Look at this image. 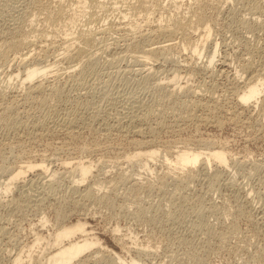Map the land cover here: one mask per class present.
I'll list each match as a JSON object with an SVG mask.
<instances>
[{"label":"rangeland","instance_id":"obj_1","mask_svg":"<svg viewBox=\"0 0 264 264\" xmlns=\"http://www.w3.org/2000/svg\"><path fill=\"white\" fill-rule=\"evenodd\" d=\"M73 1L74 0H72L71 3H73ZM158 1H161V0H157V3H158ZM186 1H189V0H182L181 1L182 3L180 2V11L181 12H184L187 10V5L185 3ZM227 1L228 2H225L224 0L223 1L222 0L221 1L215 0V1H213L211 8H209L210 10L208 9L209 17L211 18V21H212L211 25H213L212 30H211V42L213 41V43H215V42L219 43V45H220L219 48L220 49L222 48L221 50L219 49V51L216 55L217 59L215 58V61H216L215 66L216 67H214V65L212 66V69L215 68L217 70L216 71L214 69V71L216 72V73L214 72L216 74L215 75L216 77L211 76L212 74L214 75L213 72L209 71V73H208V70H206L205 68L203 69V67H204L203 65H205L207 63L205 55L207 54V51L209 50L208 47L210 46V44H208V46L207 45L205 46L206 48L204 50H206V51L203 53L204 55H202L201 58L194 56L193 55L194 53L192 52V50H189V48L188 49H182L181 47H178L177 48L178 50L175 48L171 51L170 54L174 53L175 55L173 54L172 57H175V56L176 57L174 59H168L169 61L167 59H165L166 61H163V59H162V61L161 60L157 61V62L155 61V63H157V64H154V66L152 68L153 69L152 72L154 71V68H155L156 71L154 73L158 75V76H156L154 74L155 77L158 78V80L161 79L166 83L173 76V73L176 70H179L178 67L180 65L182 66V68H183V65H185V64L191 66V67L188 66V70L181 68L180 73H181L182 78L180 79V83L181 84L183 83L184 86H186L188 84V87H190L189 85H191L190 89L191 88L193 89L196 86L198 87L201 84L202 89L203 90L205 89L204 90L205 92L203 91L201 93V94H203V97L207 98V99H211V101L213 100L212 102L210 101L211 106H214V104H216L218 101L219 102L216 104L217 106L222 107L224 105L223 107H225V105H226L227 107H225V108H227L228 110L233 109L232 111H236V108L238 106L239 110L237 108V111L240 112V109H241V112L239 113L236 111L238 113V116L236 115L235 117H233L234 119L233 118L231 119V120H233L232 122L229 119V118H231L229 115L228 116L224 115V116H226L225 118L222 117V123L223 124L221 123L220 125H223V126H220V127H218L219 124H215V123H212L210 121H208L209 123H207V121L206 122L203 121V122H205V124H203L200 121H199V124H198V121H196V123H195L194 119L190 120L191 118L190 119L188 118L189 119V121H188V120H186L187 118L183 119L182 116L180 117L178 114H175L177 112L165 111L163 109L165 107L160 106V104L157 103L158 101L155 100L154 95L151 94V91H150L149 93L142 94L143 97L142 96H140V97L142 99L146 97L145 103L147 106H150L151 108H153L155 105L157 107H159V106L162 107V114L160 113V110L159 111L157 110L154 112L155 114H153V116L150 117L153 119L149 118L148 119L149 122L146 120L147 122L145 121L146 123L145 122L143 123V128L145 126V128H144L145 135L144 134L137 135L135 132L133 133L132 128H130L133 125L129 124V123L126 124L127 122L122 115V113H123L122 111L125 110L124 104L126 105V102H128L127 100H129V98L132 95H134V93L138 94V95L141 94L142 83L140 81L141 78L140 77L137 78L138 76H136L132 72V68L136 69V67H138V66H136L137 62L135 61L134 57H132L135 55V53H133V49L131 47L125 46L126 43H124V42H122L124 44V47H123L122 46L123 44L121 43V41L118 40L119 38H121L122 36H125L126 34H125V32L117 31V33L113 32L112 36H109L110 34H108L107 38L105 37V40L103 41V43H102V41H101L102 44L99 43L102 45V46L100 45L101 47L99 46L98 43L91 45V47L88 46L89 48L87 47L88 51L92 52L90 54L94 55V57L92 56L93 59L94 60L97 59L98 62H97V74L92 75L93 77L89 76V78L87 79L86 87H84L85 89L81 88L79 86H76V85L72 86V84H69V82L66 83L65 80H67V78L66 79L64 78V76H66V75H64L59 80L60 83H57L59 81L54 82L56 85H58V84L64 85L65 83L67 84V86L65 85V87L68 88V89H66V92H68V93L62 97L63 102L67 106L68 105L74 106L77 104L78 105H85L87 103H89V105H92V108H94L96 106H98V107L101 106V107H99V109L102 110V112L100 114H101V116H103V118L102 117L101 118L102 119L105 118L108 121L104 119L105 122L102 120H99V121H95L94 123L92 122V124L91 123L83 124L84 126L82 125L83 126V127L81 126L82 128L76 127V128H78V129H76L77 130L76 133L79 131L78 132L79 135L77 133L76 134L77 136H75V137H77L76 139L73 136L71 137L70 135H68V133H66L65 130H63V129H61L62 131H59L60 129L56 128L57 130L52 131L51 129L54 128V127H52V125H48L50 127H47V126H40L39 127L36 125L34 127L33 126H31V127L30 126H28V127L24 126V128L21 125L22 128L19 126L15 130L12 129L11 131H9V130H5L4 128L6 125L1 123L2 130L0 128V146H1L0 147V154H1L0 161H2L5 156L6 157L2 162H0V164H2L4 162L2 165H4L5 167H7V165H8V169L9 168L11 169V167L14 168L16 165H18L20 163L19 160H21V161H33V160L34 161L35 160L40 161L41 159H45V160H47L45 162V165H47L48 167H51L53 169L55 168L57 170H60V169L63 170V168H64V170L66 171L65 164L63 163V160H65V159L68 162L69 161L70 162H76L79 160V158L80 159L83 158L85 161H92V162L94 161L95 162V163L93 162L95 165L94 169H96L94 174L99 175L98 176L99 179H100V177H102L103 179L107 178L105 181L109 182V183L107 182V184L103 183V185L106 184L107 186H109V187H107L106 185L103 186L104 191H107V190L110 191V189L112 187H115V190H118L117 192L115 191L117 198L118 199L121 198V199L115 200L116 195L112 194L111 195L113 197L112 200L115 197V199L113 200V205H112L113 208L111 206H107L105 204L101 205V203L98 204L100 206L94 205V203L91 204V202H90V206H91L90 207L89 202H87V203L85 201L81 202L83 200L78 201L79 200V195H78L79 193H75V192L71 191V188H70L71 178H68L70 176V175H68V177H66L68 180L65 177L58 178L56 176L57 178L55 177L54 179H57V182H58V179H59V181L62 180L60 183L54 182V185L56 186L55 188L57 190L54 189L55 192L53 194H51V196H50V193H47V194H49V196L46 194L45 197H47V196L48 197L47 198L44 197L43 198L44 200L42 202H39L41 206L40 205L37 206L38 203L34 202V201L38 200V199L34 200V198H37V197L33 198V200H34L33 202H31L32 201L31 199H30L31 201L29 199H27L26 196L24 197V195L26 194L25 190H24L25 188L21 189L20 186L15 187V188H13V190L6 193L4 184L7 181V179L5 180V176H4L5 174L2 173V171H1L0 174L1 173L2 174L0 175V202H1L0 203V229L1 228L2 229L0 230V264H14L13 258H15V255L17 256L18 254L19 255L22 254V256L24 255L23 257L26 260L24 264H27V263L39 264V261H42V260H43L42 262H45L44 261L45 260L44 255L50 251L49 250L50 246L48 245V242L49 241L51 243L53 242L52 239H53L55 233L57 232V230L59 228V224L56 220V211L58 209V206L62 205V203L64 205L65 204L67 205V206L65 205L64 208L69 210V212L72 209V211L69 213L68 218L65 221V224L67 223L69 226H76L77 223H79V222L87 223L86 226H87V229L89 230V232L91 234L90 237L98 240L104 247L109 248L110 250H112L115 253L122 256L124 259H130L131 257H136L138 254L136 252L134 253L133 250H132L133 252L123 250V248H122L123 246H122L121 242H119V240H118L120 237H125L124 239H125V241L126 240L128 241L127 245L129 247L131 246V247H134L136 249V247L138 246L137 248L143 247V248L148 249L149 256H144L145 258L141 257V259H143V260L146 259L145 261L150 263V264H154V263L155 264H158V263L159 264H167V263L168 264H174V263L175 264H264V133H263L264 128L260 125L261 123H259L260 122L259 121L260 116L258 113V112L262 111V109H263L262 106L264 103L263 102H262L263 104L261 102H260V104L258 103V105H257L258 107H256L257 109L256 108L253 110L248 109L249 111L246 108H245V110H244V108H240V106L237 105V103H234V102H236V99L234 96H232V95H234V94H232V93H234V91H233V86H231L232 82H233V84L235 82L234 81L235 78H233L232 76H234L236 73V67L238 66L237 64L239 63L238 61H240L242 59V57L244 56L243 51H245V49L243 46L241 47L240 44H242V42H245V43L248 42L249 45H251L252 43L250 44V42L254 41L252 45H255L256 42L258 44L259 43L262 44V42L264 41V32H262V31H264V26H263L264 17L262 19L259 18L260 19L259 20L258 16L256 18V15H253V13H252L253 11H255V10H253L255 4H257L258 2L260 4H262L263 0H261L262 2L260 0L259 1L258 0H244V1L227 0ZM17 2H19V3H17ZM22 2H23V4H21ZM68 2L65 1V3H68ZM138 2L139 3L144 2L147 5V7L150 6L151 8L153 6H157L155 3V0H122V2L118 3L116 6L111 5V6L100 7V8L92 7L88 4L76 3V4H71L69 6V8L71 7V9L74 10V13L78 10V13H79L78 16L74 17V14H71V17L66 16L62 19V21H56V20H55L56 22L52 21L54 23L46 21V22H48V23H46L45 22L46 19L43 18V17H45V15H43L42 13H37L39 8H37L38 4H37L36 0H18V1L17 0H15V1L14 0H12V1L11 0H0V35H1L0 38L2 40V41L1 40L0 41L1 42H3V40L5 41V36L9 37V38L7 37L6 40L10 39L12 37L11 35L14 34V33H12V31L14 30L15 25L16 26L19 25V27H20V25L24 26L26 23L28 24L29 22H33L34 27H36L35 31L39 32L38 34L40 35L39 36L37 34V32H34L33 33L34 38H38V40L39 39L42 40L40 38V37H42V34H43L42 32L45 33L46 32L45 30H47L48 33L47 32L46 33L48 35L45 33L47 36L45 34H43L44 35L43 37H45V38L47 37V39L49 41H53V42L56 41V44L57 43L59 44L60 42L63 41V39L67 38V36H65L66 33L69 34L75 29H76L75 31L77 32V30H78L77 25H79V24L82 25L83 23L87 24L90 21L89 16L86 14L84 15V12L85 11L89 12L92 10L98 12V16L96 18L97 21H94L91 24H90L91 21L88 23L93 28H96V27L97 28L98 27L99 28H101V27L102 28L103 27L104 28L105 27H116L117 26L116 24L120 23V22L125 23L130 27L131 24L134 22L133 23L134 26H139V27H137V29H139V30H140V28L144 29V27H140V26H144V24H145L143 22V19L146 16H149L150 18H152V21L154 19L157 20V19H159L160 11H162V10L161 9H154V7H153V9L148 11L149 13L146 16H144V14L142 13L143 10L138 11L137 9H135V6H136V4H138ZM223 2H225V3H223ZM34 4H36L37 6ZM55 4L57 5V3H53V5H55ZM77 4H79V6H77ZM187 4H188V2H187ZM168 5H170V0H165L163 7L168 9ZM16 6H17V8H16ZM33 6H35L38 10L36 8H34ZM262 6H264V3L262 4ZM147 7H146V9L148 10L149 7L148 8ZM181 8L183 9V11ZM19 9H21V10L19 11ZM33 9H34L35 13H34ZM146 9H144L143 12H145ZM24 10H25V12H24ZM32 11H33V13H32ZM150 12H152V14H150ZM153 12H155V13H153ZM40 14H41V16H40ZM125 14H129L126 19L123 18V16H125ZM29 15H30V17H28ZM32 15H36V16H32ZM157 15H158V17H156ZM31 18L33 20H31ZM134 19H136V20H134ZM241 19H245V20L241 21ZM41 20L44 22H42ZM245 21H247L246 24H245ZM248 21L251 24L249 23V26H246V25H248ZM253 21L255 23H253ZM260 21H261V23H260L261 26L258 24ZM55 23H56V25L58 24L57 25L58 30H56ZM49 24H51V25H49ZM52 24L55 25V28L52 26ZM28 25H26V26H28ZM253 25L256 28H253V30H252L251 26H253ZM26 26H25L26 31H28V29L30 27L27 28ZM43 26H44V28L46 26V28L45 29L42 28ZM244 27H245V29H244ZM47 28H52V29H50V31H49ZM40 31H42V32H40ZM201 34H202V32H201ZM153 35L149 39L151 41L149 43L156 42L160 38L159 36L155 37L156 35H154V36ZM191 36H192V34L189 35V38H191L189 41L191 42V40L193 41L195 39L194 40V42H195L197 38L195 36H193V38H192ZM249 36L252 38H250ZM113 37L115 39H112ZM166 38H168V37H166ZM175 38L176 39L178 38L177 39L178 41H180L179 39H181V38H179V36H177ZM162 39L163 38H161V40ZM176 39H174V42L177 41ZM245 39H247V40H245ZM149 40H147V43H146V41H143V44L146 47L149 44L148 43ZM105 41L107 42V44L105 43ZM39 44L41 46H44V45H46V42L42 41ZM47 44H48V42H47ZM108 44L110 47H105V45H108ZM120 44H121V46H119ZM261 44H259V45H261ZM94 45H98L99 48H97L98 46H94ZM178 45H180V44H178ZM238 45L240 46V48ZM51 46H53V45L50 44L49 47L51 48ZM231 46H232V48H231ZM37 47H34L35 48L34 49L32 46V48L30 47V49H32L33 51L35 50V52H37V53L40 52L41 53V54L39 53L40 55H44L46 52V51L44 52V48H43V50H42V48L40 50V46H37ZM102 47L103 48L105 47L108 49H103ZM111 48H113L114 50ZM128 48H129V50H128ZM37 49L39 52L36 51ZM58 49H61V47L59 46ZM90 49L91 50L93 49V50L90 51ZM98 49H100V50H98ZM130 49H132V51ZM233 49H234V51H233ZM26 50L28 51V49H26ZM26 50H24V52H27ZM53 50L54 49H51L47 52L49 54L46 55V59H45V56L44 57L39 56V58H41V61H40V59H39V61L42 62V64L44 63L43 65L52 63L56 59L60 58L61 50H58L59 52H57L55 50L53 51ZM102 50H103V52H102ZM105 50H107V51L104 52ZM112 50H113V53H112ZM240 51H242L243 53ZM180 52H181L182 56L180 55ZM58 53L60 55L59 57H58ZM99 53H100V56H99ZM177 53H179V55ZM237 53H239V54H237ZM187 56H189V58ZM190 56H191V58H190ZM244 57H246V56H244ZM43 58H44V60H43ZM193 58L197 59V67L200 63V66H199L200 68L194 67V68H197V71H195V73H196L195 76H193L189 72L190 70H192V68L194 66L195 59L193 61ZM227 58H228V61L231 62L230 63L231 65H227L228 61L226 62V65L222 64L223 60L224 59L227 60ZM220 59L221 60L223 59L222 62ZM133 60H134V62H133ZM185 60L186 61L188 60V62L189 61L190 62L188 63ZM203 61L206 63H204ZM263 62H264V59H263ZM61 64H63V65L61 66ZM64 65H68V64H66L64 62L60 63L59 67L60 68L66 67ZM11 66H13V65H10L8 67L6 66L5 67L6 69L3 68L5 72L1 71L2 68L0 67V72H2L0 74V81L2 80L1 81L2 85L6 84V80L8 81V78H9V73L11 71H14V68H16L15 66H13V67H11ZM148 67H149V65H148ZM222 67L224 69V71H223L224 73L221 72ZM201 69H203V70H201ZM228 69H229V71H228ZM162 70L164 73H161ZM219 72H221V73H219ZM225 72H227V73H225ZM207 73H208V76H207ZM188 74H190V75H188ZM165 75H166V77H165ZM245 77L246 76L244 75L243 78H245ZM226 79H227V81H226ZM3 80L5 82H3ZM203 80H205V82ZM89 82H90V84H89ZM203 83H204V85H203ZM70 85L72 88L70 87ZM87 85L89 87H87ZM214 85H215V87H213ZM203 86L204 87L206 86V87L203 88ZM197 87L195 89L198 91ZM213 88H215V90ZM220 88H221V90H220ZM20 90H22V89H20ZM69 90H70V92H69ZM206 90H207V92H209L212 95V97L209 93L206 92ZM214 92H216V93L214 94ZM179 93H182V92L180 91ZM213 94H214V96H213ZM182 95L183 94H181V96H178V98L182 99ZM209 95L211 98L208 97ZM117 96H118V98H117ZM127 96H129V97H127ZM215 97H218V99H220V100H218ZM226 97H227L228 102H226L227 101ZM229 97H230V99H229ZM232 97L234 98V100ZM115 98H116V100H115ZM147 99L149 100L148 102H147ZM263 99H264V97H263ZM124 100H125V102H124ZM232 101H234V102H232ZM259 101H262V100H259ZM149 102H151V103H149ZM220 104H222V105H220ZM230 104L233 107H230ZM156 106L154 107V109H157ZM228 107H230L231 109H229ZM19 108L22 109L21 107H19ZM104 109H105V111L107 110L110 115L107 113V111L105 112ZM119 109H120V111H119ZM243 110L246 112H244ZM258 110H260V111H258ZM20 111L23 112V109ZM158 112H159V117H160L159 119H161V120L163 119V116L166 114L165 115L166 121L162 122V123H164V122L165 123L162 124L161 129L157 130V131L160 130L158 133L157 132H156V134H152L151 132L149 133L148 131L151 129V125L153 124L152 126H155V124L157 123V120H158L157 113ZM164 112H167V113H164ZM198 112H200L199 114H201V113H204L205 110L198 111ZM206 112L208 113V111H206ZM247 112H248V114L250 113L252 116H250V114L248 115ZM111 113L114 116H112ZM241 113H243V114H241ZM240 114H241V116H240ZM174 115H176L175 118H174ZM243 115H244V117H243ZM116 116L118 117V120H117ZM257 116H259V118H257ZM176 117L179 120H177ZM237 117H239L240 119L238 118L235 120V118H237ZM223 119L224 120L226 119V120L224 121ZM175 120H177L178 122L182 120L183 122L181 121L178 123L176 121V123H174ZM237 120L238 121L240 120V121L238 122ZM241 120L244 122H242ZM246 120H248V121H246ZM255 120L257 123L255 122ZM184 121H186V122L188 121V122L186 123ZM224 122H225V124H224ZM242 123H244V124H242ZM196 124H198V125H196ZM37 125H39V124H37ZM100 125H101V127H100ZM184 125H186V127ZM148 126L150 129L148 128ZM187 127H188V129H187ZM257 127L258 128L260 127L259 130ZM28 128L29 129L31 128L33 131L29 130ZM105 128L107 129V131H105L106 130ZM171 128H173V129H171ZM175 128H177V129L175 130ZM26 129H28V130H26ZM79 129H81V130H79ZM199 129H200V131H199ZM108 130H110L111 132H109ZM5 131H6V133H4ZM36 131L39 133H37ZM127 131H129V132H127ZM164 131H165V133H164ZM21 132H23L24 134ZM28 132H29V134H28ZM9 133H11V134H9ZM105 133L107 136L105 135ZM111 133H113V134H111ZM125 133H127V134H125ZM40 134H41V136H40ZM80 134H82V135H80ZM155 135H157V137ZM4 136H5V138H3ZM110 137L112 138V140ZM9 138H10V140H9ZM105 138H107V139H105ZM137 138L139 140L142 139V140H146V141L152 139L155 144L158 143L159 145L162 144L163 146H166L168 144L167 147L169 146V148H172L173 150H177V148L178 149L181 148L182 146L186 145L187 142H189L190 140L192 142V144L189 142L191 144V147H192V145L193 146L197 145L198 144L197 140H199L201 138H202L201 139L202 142L206 140L205 143H208L209 141L212 140L211 142H209V144L215 143V144H217L216 147L217 146L218 147L219 146L225 147V142H226L227 147H225V148L230 153L229 156L231 159L229 160V162L227 163V166L225 168H223V169L220 168V170L219 171L217 170V172L211 171L210 173L206 174L205 172H203L202 170H198L199 168H197L196 171L198 170L199 172L197 171V174L195 173L196 175L195 176L193 175L194 178H192V176H191L192 179H190L189 177H186L185 179H183L184 177H182V176H184V174H182V173H179L180 175L179 174H176V175L171 174L169 176L170 171L169 170H168L169 172L167 171L168 168H167L166 164H164L163 159H161V158L157 159L156 162L154 161L152 163L153 171L145 170L144 168L141 167V165H139V163L138 164H132V166H131V164L125 162L123 155H125V152L128 153V152L133 151V149H135L136 146L134 145L133 141L138 140ZM19 139H21V140H19ZM45 139H47V140H45ZM154 139L156 140V142ZM208 139H210V140H208ZM22 140H23V142H22ZM170 140H171V143H170ZM192 140H194V142ZM201 140L199 142H201ZM3 141H4V143H3ZM20 141L24 144V145L23 144L22 145H23V148L25 150L21 147ZM162 141H163V143H161ZM18 142L20 144L17 145ZM108 142H110V143H108ZM184 142H186V144ZM88 143L91 144V146ZM97 143L100 144L101 147L100 148L95 147V150L92 151V149H94L95 144H96V146H99ZM13 144H15V146H17V147L20 146L19 147L20 150L17 149V147L15 149V146H13ZM48 144H49V146H48ZM93 144H94V146L92 147ZM108 144H109V146H108ZM173 144L175 145V148H173L174 147ZM215 144H214V146H215ZM10 145L13 147H10ZM83 145H84V147L86 146L89 148H86V147L83 148ZM132 145H134L135 147ZM162 145L160 147H163ZM39 146H41V147H39ZM106 146H107V148H106ZM70 147H72V148H70ZM90 147H92L91 152H90ZM76 148H78L80 152ZM104 148L111 149V150L107 151ZM55 149L56 150L58 149L59 151L58 150L56 151ZM85 149L86 150L88 149V150L85 151ZM70 150H71V152H70ZM49 151L51 154L49 153ZM55 151H56V153H55ZM76 151H78V152H76ZM87 152H88V154H87ZM3 153H4V156L2 155ZM12 153H13V155H12ZM23 153L25 154V156ZM28 153H29V155H28ZM44 153H47V154H44ZM40 155H42V156H40ZM55 156H56V158H55ZM50 157H52V158H50ZM101 157H102V161H101ZM107 158H109V159H107ZM120 158L123 161H119ZM6 159H8V160L6 161ZM103 159L108 161L107 162L108 165H104L105 163H102V162H106V161H103ZM111 160L115 163V164L113 163L114 165L112 164ZM240 161H241V163H240ZM100 162H101V164H99ZM109 162H110V165H109ZM117 162H119V164ZM62 163H63V165H62ZM96 163H97V165H96ZM162 163H163V165H162ZM102 164H103V166H102ZM116 164H118V165L116 166ZM153 164H155L156 168L154 167ZM62 166H63V168H62ZM105 166H107V167H105ZM112 166H114V167H112ZM101 167H102L103 171L101 170ZM164 167H165V169H164ZM98 168H100V169H98ZM97 170L98 171L101 170L99 172L106 171L108 173H106V175L104 176L105 178H104L101 174H99V172L97 173ZM121 171H123V172H121ZM165 171L168 172L167 173L168 176H166L168 179L166 177H164L166 174ZM36 173L37 174L40 173V169L38 167H36L32 172H30L29 175L27 174V176H29V177L27 178V176H26V180L31 179V177L35 178L37 176ZM121 173H123V175ZM107 174H108V176H107ZM34 175H35V177H34ZM118 175H120V176L126 175L124 178L125 179L128 178L127 184H126V182H123L125 184L119 183L118 186H116V184H117L116 179L120 177ZM128 175H131V176H128ZM160 175H163V177L165 179L162 177L159 178ZM174 176L175 177L179 176V177H177V179H176ZM157 177L159 179H162V180L160 181ZM169 177L170 178L173 177V178L169 179ZM113 178H114V180H113ZM133 178H134V183L136 182V184L133 183L134 185L132 184ZM181 178L183 180L180 182ZM174 179H175V181H173ZM187 179L190 181H187ZM171 180H172L173 185H172V183H170ZM54 181H56V180H54ZM114 181L116 184L114 183ZM162 181H165V182L162 183ZM186 181L189 183H187ZM184 182H186L185 183L186 185H183ZM226 182H227V184H226ZM56 183H57V185H56ZM113 183L115 186L113 185L111 187L110 185H112ZM129 183H131L132 186ZM58 184H60V186ZM160 184H161V186H159ZM164 184H166L167 186L165 185V187H162V186H164ZM34 188H36V187H34ZM63 191H65V192L63 193ZM21 192H23V193H21ZM117 193H120L121 196ZM123 195H125L126 198L123 197ZM61 196H62V198H60ZM41 197L42 196H40L39 199ZM122 197H123V199H122ZM19 198H21V199H19ZM23 198L25 200H27L28 203H27V201L24 202L25 200ZM12 199L14 201H11ZM45 199H47V200H45ZM61 199H63V202H61L62 201ZM74 199L77 200V202L76 201L74 202ZM122 200H124V203ZM6 201H7V203H6ZM17 201H19V202H17ZM55 201H57V202H55ZM15 202H16V204H15ZM80 202L83 204L80 205L81 204ZM116 202L119 204H117ZM17 203L22 204V208L19 206L17 208L16 207ZM115 203H116V205H115ZM120 203H122L126 207L121 205ZM53 205L55 207L57 205L56 209ZM84 205H85V207H84ZM117 205H118V208L116 207ZM87 207H88V209H87ZM114 207H116L117 209ZM80 209L82 210V212ZM86 209L90 210V211H86ZM208 209H209V211H207ZM122 210H124V211H122ZM201 211H204V213L199 214ZM111 212L112 213L115 212V213L112 214ZM89 213H90V215H89ZM44 221H45V223H41ZM223 223H224V225H222ZM207 224L210 226V227L209 226L208 227L211 230L207 229L208 228ZM227 224H228V226H227ZM115 228L116 229L119 228V230H116V232H114ZM205 229H207V230H205ZM4 230H5V232H4ZM211 231H212V233H211L212 235H209L208 233H210ZM221 232H222V235L220 234ZM37 233L41 234V236L43 235L45 237V239L39 245L34 246V244L36 242L35 236ZM215 234H216V237L218 236V238L213 237ZM220 235L223 238L220 239ZM223 235H225V236H223ZM76 237H77V239H83L85 236L78 234V235H76ZM6 240L7 241L9 240L7 242V244H6ZM1 241H3V242H1ZM96 247L97 246L93 247L91 250H88L84 254V256L90 255L93 251H96L97 250ZM8 248H9V250H8ZM30 252L33 253L32 260H28V257H27L28 254H30ZM98 256H99V254H98ZM75 263L77 264V261Z\"/></svg>","mask_w":264,"mask_h":264},{"label":"bare ground","instance_id":"obj_2","mask_svg":"<svg viewBox=\"0 0 264 264\" xmlns=\"http://www.w3.org/2000/svg\"><path fill=\"white\" fill-rule=\"evenodd\" d=\"M12 1V0H11ZM15 1V0H14ZM18 1V0H17ZM68 2L69 0H36L37 4H38V7L39 10L33 6L34 8H36L38 11L37 13H42L43 15H45V22L48 21V22H56V21H62V19L66 16H70L71 17V14H74V17L78 16V10L74 13V10L71 9V7L69 8V6L71 4H76V3H79V4H88L92 7H106V6H111V5H117L118 3H121L122 0H74L73 3H71L72 0H70L68 3H65ZM182 0H170V5H168V9H166L165 7H163V4L165 2V0H161V1H158L157 3V0H155V3L157 6H153L154 9H161L162 11H160V16H159V19L157 20H153L152 21V18H150L149 16H146L150 11L151 9H153V7L151 8L150 6L149 9L147 10L146 7L147 5L144 3V2H138V4H136L135 6V9H137L138 11H144V9H146L145 12L142 11V13L144 14V16H146L144 19H143V22L145 23L144 26H140V27H144V29L140 28L137 29V27L139 26H134L133 23L131 24V26L129 27L127 24L125 23H117L116 27H101V28H93L92 26H90L88 23L90 22V24L94 21H97L96 18L98 16V12L97 11H85L84 12V15H88L89 16V22L87 24H79L77 25V32L75 30H73L71 33H66L65 36H67V38L63 39L62 42H60L59 44L57 43L56 44V41L53 42V41H49L47 39V37H43L47 30H45L46 32H42V37H40L42 40H38V38H34V35L33 33L34 32H37L35 31L36 27H34V24L33 22H29L28 24L26 23L24 26L19 25L16 26L15 25V28L14 30L12 31V33H14L13 35H11L12 37L10 39H7L5 36V41L3 40V42H1V38H0V67L3 69L5 68L6 66H10V65H13L15 66L16 68H14V71H11L9 73V78H8V81L6 80V84L5 85H2L1 81H0V128H1V123L6 125L5 126V130H9L11 131L12 129L15 130L16 128H18L19 126L21 127V125L23 126H47V127H50L48 125H52V127L54 128H50L52 131L53 130H57L58 128L60 129L59 131H62L61 129L65 130L66 133H68V135H70L71 137L73 136L75 139L77 137L76 134L79 132L76 133V127H81L83 124H89L92 122L94 123L95 121H99V120H102L105 122V120L107 119H102L103 116H101V112L102 110L99 109V107L101 106H96L94 108H92V105H89V103L85 104V105H74V106H67L63 100H62V97L64 95H66L68 92H66V88L65 85L67 86V82H69V84H72L73 85H76V86H79L81 88H84L86 87V84H87V79L89 78V76H92V75H95L97 74V59L94 60L93 57L94 55H91L90 53L92 52H89L88 51V46L91 47V45L93 44H99L103 43V41L105 40V37L107 38V35L110 34L109 36H112L113 32L114 33H117V31H120V32H125V36H122L121 38H119L118 40L124 43H126L125 46H128V47H131L133 49V53H135L134 56V59L135 61L137 62L136 66V69L132 68V72L138 76L137 78H141L140 81L142 83V91H141V94H135L132 95L129 100H127L128 102H126V105L124 104L125 106V110H123L122 112V115L124 117V119L126 120V124H132L133 126H131L130 128H132V131L133 133L135 132L137 135H142L144 134L145 135V126L143 128V123L151 117L153 116V114H155L154 112L155 111H159L160 110V113L162 114V107L160 106H163L165 108H163L165 111H171V112H177L175 114H178L180 117L182 116L183 119H186L189 121L194 119V122L196 123V121H198V124H199V121L202 122L203 124H205V122L207 121V123H209L208 121L212 122V123H215V124H219L218 127L220 126H223V125H220L222 123V117L225 118L226 116H230L231 118H229L230 120L235 117L236 115L238 116V113L239 111H237V108H236V111H232V110H228L226 105L225 107H220V106H217L216 104L219 102L218 100V97H215L217 98L216 100L218 101L216 104H214V106H211V99H207V98H204L203 97V94H201L204 90L202 89V86L201 84L197 87L198 88V91L195 89V88H191V85H189L190 87H188V84L186 86L183 85V83L181 84L180 83V79L182 78L181 76V68L182 66L180 65L178 67L179 70H176L174 73H173V76L168 80V82H164L163 80H158V78L155 77L158 76L157 74H155L154 72L156 71L155 68H154V71L152 72V68L154 66V64H157L155 63V61H166L165 59H174L175 57H172L174 53L170 54L171 51L173 49H177L178 47H181L182 49H188L189 50H192V52L194 53L193 55L194 56H197L198 58H201L202 55H204L203 53L206 51L204 50L206 47V45L208 46V44H210V46L208 47L209 50L207 51V54L205 55L206 57V63L205 65H203V69L205 68L206 70H208V73L209 71L210 72H215L214 69H212V66L214 65V67H216V61H215V58H216V55L219 51V43L215 42L213 43V41L211 42V30H212V26L211 25V18L209 17V12H208V9L211 8V5L213 3V1L215 0H189V1H186V5H187V12L184 11V12H181L180 11V2ZM221 1V0H220ZM223 1V0H222ZM225 2H228L227 0H224ZM241 1H244V0H241ZM259 1V0H258ZM261 1V0H260ZM188 2V4H187ZM223 2V3H225ZM262 2V1H261ZM10 3V2H9ZM19 3V2H17ZM53 3H57V5H53ZM182 3V2H181ZM252 3V2H251ZM263 3H264V0H263ZM262 3V4H263ZM12 4V3H11ZM23 4V2L21 3ZM79 4H77V6H79ZM255 4V3H254ZM262 4H260L259 2L257 4H255L254 6V9L255 11H253V15H256V18L258 16V19L259 18H263L264 17V6H262ZM36 5V4H34ZM53 5V6H52ZM185 5V6H186ZM21 6V5H20ZM37 6V5H36ZM182 6V5H181ZM147 7V8H148ZM213 7V6H212ZM253 7V6H252ZM17 8V6H16ZM172 8V9H171ZM185 8V7H184ZM220 8V7H219ZM249 8V7H248ZM24 9V8H23ZM35 9V10H36ZM182 9V8H181ZM250 9V8H249ZM21 9H19L20 11ZM210 10V9H209ZM34 11V9H33ZM32 11V13H33ZM183 11V9H182ZM25 12V10H24ZM31 13V12H30ZM35 13V11H34ZM36 13V14H37ZM155 13V12H153ZM21 14V13H20ZM150 14H152V12H150ZM159 14V13H158ZM38 15V14H37ZM129 14H125V16H123V18H127ZM32 16H36V15H32ZM41 16V14H40ZM30 17V15L28 16ZM27 17V18H28ZM158 17V15L156 16ZM155 17V18H156ZM244 18V17H243ZM30 20V19H29ZM28 20V21H29ZM31 20H33L31 18ZM43 20V19H42ZM41 20V21H42ZM56 20V21H55ZM136 20V19H134ZM244 21L245 19H241V21ZM249 20V19H248ZM256 20V19H255ZM254 20V21H255ZM260 20V19H259ZM27 21V22H28ZM240 21V22H241ZM253 21V23H255ZM44 22V21H42ZM46 22V23H48ZM52 22V23H54ZM247 21H245V24H246ZM258 22V21H257ZM154 23V24H153ZM242 23V22H241ZM249 21H248V25L246 26H249ZM261 21L258 23L260 25ZM264 23V22H263ZM262 23V24H263ZM137 24V23H136ZM243 24V23H242ZM251 24V23H250ZM257 24V25H258ZM28 25V26H26ZM51 25V24H49ZM56 25V23H55ZM55 25L52 24V26L55 28ZM58 25V24H57ZM57 25H56V30L57 29ZM256 25V26H257ZM25 26L28 29V31H26V28ZM51 26V27H52ZM242 26V25H241ZM244 26V25H243ZM245 26V27H246ZM261 26V25H260ZM264 26V24H263ZM244 27V29H245ZM44 28V26L42 27ZM41 28V29H42ZM46 28V26H45ZM44 28V29H45ZM53 28V29H54ZM249 28V27H248ZM253 28H256L253 26H251V29L253 30ZM43 29V30H44ZM49 31L50 29L52 28H47ZM250 29V28H249ZM248 29V30H249ZM251 30V31H252ZM255 30V29H254ZM53 31V30H52ZM200 31V32H199ZM256 31V30H255ZM198 34H197V33ZM202 32V34H201ZM259 32V31H258ZM264 32V31H262ZM11 33V34H12ZM39 32H37L38 34ZM48 33V32H47ZM46 33V34H47ZM45 34V35H46ZM156 35L155 37L159 36V40L156 41V42H152V43H149L151 42L149 39L151 38L152 35ZM192 34V38L193 36H195L197 39L196 41L194 42V40L191 42L189 41L191 38H189V35ZM261 34V33H260ZM39 35V34H38ZM48 35V34H47ZM46 35V36H47ZM153 35V36H154ZM250 35V34H249ZM1 36V35H0ZM10 36V35H9ZM37 36V35H36ZM35 36V37H36ZM40 36V35H39ZM179 36V39L180 41H178L175 37ZM253 36V35H252ZM258 36V35H257ZM4 37V36H3ZM168 37V38H166ZM194 37V38H195ZM250 37V36H249ZM248 37V38H249ZM9 38V37H8ZM161 38H163L161 40ZM252 38V37H250ZM256 38V37H255ZM258 38V37H257ZM4 39V38H3ZM112 39H115L114 37ZM174 39H176L177 41L174 42ZM147 40L148 41V46L146 47L144 44H143V41H146L147 43ZM153 40V39H152ZM247 40V39H245ZM244 40V41H245ZM255 40V39H254ZM258 40V39H257ZM256 40V41H257ZM46 42V45L44 46H41L39 43L41 42ZM61 41V40H60ZM154 41V40H153ZM48 42V44H47ZM119 42V41H118ZM247 42V41H246ZM250 42V41H249ZM254 42V41H253ZM253 42L251 41L250 44ZM259 42V41H258ZM264 42V41H263ZM262 42L259 43L261 45H259L257 42V44L255 43V45H249V43H245V42H242L241 47L243 46L245 51L244 52V56L246 57H242V59L240 61H238L239 63L237 64L238 66L236 67V73L234 76H232L233 78H235V82L233 84H231V86H233V91L235 99H236V102L234 103H237V105L240 106V108H245L248 110V109H255L256 107H258V103L260 104V102L264 103V62H263V59H264V43ZM101 43V44H102ZM105 43L107 44V42L105 41ZM104 43V44H105ZM115 43V42H114ZM117 43V42H116ZM145 43V42H144ZM145 43V44H146ZM244 43V44H243ZM45 44V43H44ZM53 45L51 46V48L49 47V45ZM99 44V46L101 45ZM123 44V43H122ZM143 44V45H142ZM180 44V45H178ZM115 45V44H114ZM117 45V44H116ZM147 45V44H146ZM34 47H37V46H40V50L42 48H44V52L45 54L44 55H40L41 53L38 51V49L36 51H38L39 53L35 52V50L33 51L32 49H30V47L32 48ZM61 47V49H58V47ZM94 46H98V45H94ZM93 46V47H94ZM99 46L97 48H99ZM102 46V45H101ZM100 46V47H101ZM104 46V45H103ZM121 46V44L119 45ZM124 47V44L122 45ZM222 46V45H221ZM239 46V45H238ZM88 47V48H87ZM92 47V48H93ZM105 47H110L109 44L108 45H105ZM103 48V49H108V48ZM229 47V46H228ZM38 48V47H37ZM46 48V49H45ZM127 48V47H126ZM125 48V49H126ZM180 48V49H181ZM232 48V46H231ZM240 48V46H239ZM28 49V51L26 50ZM35 49V48H34ZM48 49V50H47ZM51 49H54L55 51L59 52L58 50H61L60 54L61 56L59 55L58 53V57L60 56V58L56 59L55 61H53L52 63H49V64H46V65H43L41 61V58L40 57H44L45 56V59H46V55L49 54L47 53L49 50ZM113 49V48H111ZM110 49V50H111ZM116 49V48H115ZM132 49H130L132 51ZM222 49V48H221ZM220 49V50H221ZM224 49V48H223ZM242 49V48H241ZM240 49V50H241ZM24 50H26L27 52H24ZM53 50V51H54ZM93 50V49H92ZM90 49V51H92ZM97 50V49H96ZM100 50V49H98ZM114 50V49H113ZM113 50H112V53H113ZM129 50V48H128ZM178 50V49H177ZM33 51V52H32ZM107 50H105L104 52H106ZM130 51V52H131ZM176 51V50H175ZM180 51V50H179ZM234 51V49H233ZM32 52V53H31ZM35 52V53H34ZM43 52V53H44ZM95 52V51H94ZM103 52V50H102ZM174 52V51H173ZM242 52V51H240ZM242 52V53H243ZM52 53V52H51ZM98 53V52H97ZM101 53V52H100ZM100 53H99V56H100ZM109 53V52H108ZM235 53V52H234ZM94 54V53H93ZM117 54V53H116ZM179 55V53H177ZM176 54V55H177ZM220 54V53H219ZM239 54V53H237ZM102 55V54H101ZM170 55V56H169ZM175 55V54H174ZM177 55V56H178ZM180 55H181V52H180ZM230 55V54H229ZM241 55V54H240ZM56 56V55H55ZM93 56V57H92ZM111 56V55H110ZM182 56V55H181ZM223 56V55H222ZM231 56V55H230ZM184 57V56H183ZM189 58V56H187ZM235 57V56H234ZM238 57V56H237ZM51 58V57H50ZM143 58V59H142ZM181 58V57H180ZM187 58V59H188ZM191 58V56H190ZM240 58V57H239ZM40 59V61H39ZM179 59V58H178ZM195 59V61H194ZM217 59V58H216ZM231 59V58H230ZM238 59V58H237ZM44 60V58H43ZM221 60V59H220ZM223 60V59H222ZM221 60V62H222ZM225 60V59H224ZM223 60V65H226V62L228 61V58L227 60L224 61ZM47 61V60H46ZM49 61V60H48ZM169 61V60H168ZM167 61V62H168ZM171 61V60H170ZM178 61V60H177ZM181 61V60H180ZM186 61V60H185ZM192 61V60H191ZM193 61H194V66L192 68V70H190L189 72L195 76V71H197V68L200 66V63L197 67V59L196 58H193ZM234 61V60H233ZM237 61V60H236ZM45 62V61H44ZM66 63L68 65H64L66 67L64 68H60L59 65L60 63ZM134 62V60H133ZM188 62V60L186 61ZM185 62V63H186ZM190 62V61H189ZM188 62V63H189ZM202 62V63H203ZM220 62V61H219ZM46 63V62H45ZM163 63V62H162ZM161 63V64H162ZM166 63V62H165ZM231 62H227V65H231L230 64ZM170 64V63H169ZM63 64H61L62 66ZM149 65V67H148ZM193 65V64H192ZM11 66V67H13ZM175 66V65H174ZM188 66L189 65H183V68L186 70H188ZM132 67V66H131ZM135 67V66H134ZM156 67V66H155ZM191 67V66H189ZM194 67H197V68H194ZM10 68V67H9ZM182 68V69H183ZM200 68V67H199ZM221 68V67H220ZM1 71H4V69ZM6 69V68H5ZM11 69V68H10ZM191 69V68H190ZM201 69V70H203ZM158 70V69H157ZM160 70V69H159ZM174 70V69H173ZM216 70V69H215ZM219 70V69H218ZM127 71V70H126ZM217 71V70H216ZM224 69L222 67V70L221 72H223ZM229 71V69H228ZM5 72V71H4ZM9 72V71H8ZM188 72V73H189ZM219 72V73H221ZM2 72H0L1 74ZM161 73H164L163 70ZM186 73V72H185ZM184 73V74H185ZM206 73V72H205ZM208 73H207V76H208ZM216 73V72H215ZM214 73V75L212 74L211 76H215L216 74ZM218 73V72H217ZM224 73V72H223ZM227 73V72H225ZM5 74V73H4ZM155 74V75H154ZM160 74V73H159ZM172 74V73H171ZM3 75V74H2ZM8 75V74H7ZM6 75V76H7ZM66 75V76H64ZM190 75V74H188ZM187 75V76H188ZM191 75V76H192ZM244 75L246 76L245 78ZM64 76V78L67 80L66 83L64 85L62 84H58L56 85L54 82L56 81H59L62 77ZM168 76V75H167ZM192 76V77H193ZM210 76V77H211ZM220 76V75H219ZM218 76V77H219ZM224 76V75H223ZM93 77V76H92ZM162 77V76H161ZM166 77V75H165ZM169 77V76H168ZM184 77V76H183ZM216 77V76H215ZM231 77V76H230ZM133 78V77H132ZM160 78V77H159ZM227 78V77H226ZM135 79V78H134ZM189 79V78H188ZM228 79V78H227ZM226 79V81H227ZM206 80V79H205ZM205 80H203L205 82ZM208 80V79H207ZM213 80V79H212ZM139 81V82H140ZM186 81V80H185ZM202 81V80H201ZM215 81V80H214ZM3 82H5L3 80ZM63 82V81H62ZM208 82V81H207ZM218 82V81H217ZM221 82V81H220ZM54 83V84H53ZM57 83H60L57 82ZM186 83V82H185ZM184 83V84H185ZM200 83V82H199ZM90 84V82H89ZM208 84V83H207ZM214 84V83H213ZM217 84V83H216ZM196 85V84H195ZM198 85V84H197ZM204 85V83H203ZM206 85V84H205ZM71 87V85H70ZM87 87H89L87 85ZM194 87V86H193ZM206 87V86H205ZM203 86V88H205ZM215 87V85L213 86ZM220 87V86H219ZM72 88V87H71ZM70 88V89H71ZM209 88V87H208ZM212 88V87H211ZM226 88V87H225ZM22 89V90H20ZM80 89V88H79ZM85 89V88H84ZM207 89V88H206ZM215 90V88H213ZM223 89V88H222ZM217 90V89H216ZM221 90V88H220ZM140 91V90H139ZM151 91V94L154 95L155 97V100H157L158 104H160L159 107H157L156 105V108L157 109H154L151 108L150 106H147L146 103H145V98H141L140 96H142V94H146V93H149ZM182 92V93H179V92ZM232 91V92H233ZM70 92V90H69ZM184 92V93H183ZM205 92V91H204ZM207 92V90H206ZM213 92V91H212ZM222 92V91H221ZM228 92V91H227ZM81 93V92H80ZM79 93V94H80ZM209 93V92H207ZM206 93V94H207ZM216 92H214L215 94ZM226 93V92H225ZM182 95V99L178 98V96H181ZM210 94V93H209ZM213 94V96H214ZM211 95V94H210ZM210 95L208 97H210ZM147 96V95H146ZM219 96V95H218ZM129 97V96H127ZM126 97V98H127ZM143 97V96H142ZM148 97V96H147ZM212 97V95H211ZM210 97V98H211ZM118 98V96H117ZM214 98V99H215ZM233 98V97H232ZM213 99V98H212ZM230 99V97H229ZM113 100V99H112ZM116 100V98H115ZM121 100V99H120ZM226 100H227V97H226ZM225 100V101H226ZM234 100V98H233ZM259 100H262V101H259ZM149 100L147 99V102ZM154 101V100H153ZM213 101V100H212ZM211 101V102H212ZM222 101V100H221ZM110 102V101H109ZM119 102V101H118ZM125 102V100H124ZM155 102V101H154ZM224 102V101H223ZM228 102V100L226 101ZM151 103V102H149ZM262 103V104H263ZM107 104V103H106ZM109 104V103H108ZM111 104V103H110ZM113 104V103H112ZM153 104V103H152ZM223 104V103H222ZM220 104V105H222ZM227 104V103H226ZM261 104V105H262ZM219 105V104H218ZM229 105V104H228ZM260 105V106H261ZM107 106V105H106ZM19 107H21L23 109V112H21ZM110 107V106H109ZM112 107V106H111ZM114 107V106H113ZM116 107V106H115ZM230 107H233L231 106L230 104ZM230 107H228L229 109H231ZM263 109L262 111L258 112L259 113V116H257V118H259L260 122L261 123L260 125L264 128V104H263ZM92 108V109H91ZM103 108V107H102ZM159 108V109H158ZM235 108V107H234ZM261 108V107H260ZM111 109V108H110ZM109 109V110H110ZM113 109V108H112ZM115 109V108H114ZM121 109V108H120ZM119 109V111H120ZM154 109V110H153ZM257 109V108H256ZM205 110L208 111V113L204 112V113H201L199 114L200 112L198 111H203ZM239 110V108H238ZM243 110V111H244ZM105 111V109H104ZM103 111V112H104ZM107 111V110H106ZM105 111V112H106ZM112 111V110H111ZM110 111V112H111ZM249 111V110H248ZM240 112H241V109H240ZM239 112V113H240ZM246 112V111H244ZM257 112V111H256ZM108 113V111H107ZM115 113V112H114ZM164 113H167V112H164ZM237 113V114H236ZM104 114V113H103ZM109 114V113H108ZM119 114V113H118ZM160 114V115H161ZM243 114V113H241ZM240 114V116H241ZM248 114V112H247ZM250 114V113H249ZM248 114V115H249ZM110 115V114H109ZM108 115V116H109ZM112 115V113H111ZM158 115V120H157V123L155 124V126H152L151 125V129H150L148 132L152 133V134H156V132L158 133L159 131H157L158 129H161V126L163 121H166L165 120V115L163 116V119H159V112L157 113ZM156 115V116H157ZM170 115V114H169ZM168 115V116H169ZM172 115V114H171ZM177 115V116H178ZM226 115V116H224ZM114 116V115H112ZM176 115H174V118H175ZM247 116V115H246ZM250 116H252L250 114ZM102 117V118H101ZM117 117V116H116ZM162 117V116H161ZM244 117V115H243ZM254 117V116H253ZM155 118V117H154ZM179 118V117H178ZM189 118V119H188ZM228 118V117H227ZM239 117L235 118L238 119ZM120 119V118H119ZM122 119V118H121ZM150 119H153V118H150ZM177 119V117H176ZM181 119V118H180ZM234 119V118H233ZM240 119V118H239ZM242 119V118H241ZM246 119V118H245ZM256 119V118H255ZM117 120H118V117H117ZM171 120V119H170ZM179 120V119H177ZM174 121V123H176V121ZM224 120V119H223ZM226 120V119H225ZM224 120V121H225ZM258 120V119H257ZM101 121V122H102ZM108 121V120H107ZM146 121V122H147ZM154 121V120H153ZM156 121V120H155ZM182 121V120H181ZM179 121V122H181ZM187 121V122H188ZM205 121V122H203ZM233 120H231L232 122ZM238 121V120H237ZM240 121V120H239ZM238 121V122H239ZM242 121V120H241ZM248 121V120H246ZM145 122V123H146ZM149 122V121H148ZM178 122V121H177ZM178 122V123H179ZM183 122V121H182ZM186 122V121H184ZM186 122V123H187ZM227 122V121H226ZM244 122V121H242ZM256 122V120H255ZM151 123V122H150ZM194 123V124H195ZM211 123V124H212ZM236 123V122H235ZM252 123V122H251ZM254 123V122H253ZM257 123V122H256ZM39 124V125H37ZM106 124V123H105ZM120 124V123H119ZM148 124V123H147ZM172 124V123H171ZM185 124V123H184ZM193 124V125H194ZM196 124V125H198ZM201 124V123H200ZM210 124V125H211ZM223 124V123H222ZM225 124V122H224ZM244 124V123H242ZM110 125V124H109ZM118 125V124H117ZM169 125V124H168ZM182 125V124H181ZM237 125V124H236ZM84 126V125H83ZM82 126V127H83ZM91 126V125H90ZM112 126V125H111ZM124 126V125H123ZM164 126V125H163ZM167 126V125H166ZM186 127V125H184ZM241 126V125H240ZM239 126V127H240ZM246 126V125H245ZM251 126V125H250ZM25 127V128H26ZM38 127V128H39ZM46 127V128H47ZM81 127V128H82ZM99 127V126H98ZM101 127V125H100ZM109 127V126H108ZM200 127V126H199ZM261 127V128H262ZM22 128V127H21ZM43 128V127H42ZM45 128V129H46ZM57 128V129H56ZM110 128V127H109ZM121 128V127H120ZM169 128V127H168ZM179 128V127H178ZM190 128V127H189ZM193 128V127H192ZM198 128V127H197ZM258 128V127H257ZM260 128V127H259ZM258 128V130H259ZM29 129V128H28ZM26 129V130H28ZM102 129V128H101ZM106 129V128H105ZM165 129V128H164ZM173 129V128H171ZM177 128H175L176 130ZM184 129V128H183ZM188 129V127H187ZM196 129V128H195ZM2 130V128H1ZM18 130V129H17ZM16 130V131H17ZM29 130H32L31 128ZM81 130V129H79ZM115 130V129H114ZM170 130V129H169ZM179 130V129H178ZM262 130V129H261ZM33 131V130H32ZM35 131V130H34ZM41 131V130H40ZM107 131V129L105 130ZM109 132H111L110 130H108ZM168 131V130H167ZM186 131V130H185ZM196 131V130H195ZM200 131V129H199ZM264 131V130H263ZM27 132V131H26ZM37 132V131H36ZM48 132V131H47ZM50 132V131H49ZM88 132V131H87ZM93 132V131H92ZM91 132V133H92ZM129 132V131H127ZM170 132V131H169ZM175 132V131H174ZM183 132V131H182ZM6 133V131L4 132ZM16 133V132H15ZM23 133V132H21ZM33 133V132H32ZM39 133V132H37ZM84 133V132H83ZM94 133V132H93ZM165 133V131H164ZM256 133V132H255ZM264 133V132H263ZM262 133V134H263ZM2 134V133H1ZM11 134V133H9ZM19 134V133H18ZM24 134V133H23ZM29 134V132H28ZM44 134V133H43ZM98 134V133H97ZM104 134V133H103ZM113 134V133H111ZM127 134V133H125ZM130 134V133H129ZM160 134V133H159ZM171 134V133H170ZM174 134V133H173ZM257 134V133H256ZM255 134V135H256ZM8 135V134H7ZM21 135V134H20ZM31 135V134H30ZM35 135V134H34ZM45 135V134H44ZM79 135V133H78ZM82 135V134H80ZM94 135V134H93ZM106 135V133H105ZM119 135V134H118ZM148 135V134H147ZM181 135V134H180ZM6 136V135H5ZM5 136L3 138H5ZM17 136V135H16ZM27 136V135H26ZM41 136V134H40ZM69 136V137H70ZM102 136V135H101ZM104 136V135H103ZM107 136V135H106ZM128 136V135H127ZM126 136V137H127ZM135 136V135H134ZM150 136V135H149ZM157 137V135H155ZM178 136V135H177ZM248 136V135H247ZM260 136V135H259ZM37 137V136H36ZM44 137V136H43ZM82 137V136H81ZM95 137V136H94ZM118 137V136H117ZM125 137V138H126ZM129 137V136H128ZM147 137V136H146ZM176 137V136H175ZM79 138V137H78ZM102 138V137H101ZM108 138V137H107ZM105 138V139H107ZM111 138V137H110ZM120 138V137H119ZM145 138V137H144ZM183 138V137H182ZM209 138V137H208ZM18 139V138H17ZM38 139V138H37ZM53 139V138H52ZM73 139V138H72ZM114 139V138H113ZM138 139V138H137ZM149 139V138H148ZM157 139V138H156ZM185 139V138H184ZM194 139V138H193ZM202 139V138H201ZM199 139L197 140V145H192L191 147V140L189 142H184L186 145L184 146H180L181 148H177V150H173L172 148H169V146L167 147L166 146H162L163 147H160L161 145H159L158 143L155 144L154 141L151 139V140H142V139H138V140H135L133 141L134 142V146L135 149H133V151L131 152H128L126 153L125 152V155L124 156V159H125V162L126 163H129L131 164H138L141 165L142 168H144L145 170H151L153 171L152 169V163L157 159L161 158L163 159V162L164 164H166L167 166V171L169 170L170 173H169V176L171 174H179V173H182L184 174V177L183 179H185L186 177H189L190 179L194 178L193 175L195 176L197 174V171L198 170H202L203 172H205L206 174L210 173L211 171H214V172H217V170L219 171L220 168H225L227 166V163L229 162V160L231 159L230 156H229V152L227 151V149L225 147L226 146V142H225V147H216L217 144H212L209 142L208 143H205V141L202 142V140ZM249 139V138H248ZM2 140V139H1ZM10 140V138H9ZM12 140V139H11ZM21 140V139H19ZM47 140V139H45ZM98 140V139H97ZM112 140V138H111ZM155 140V139H154ZM159 140V139H158ZM174 140V139H173ZM172 140V141H173ZM176 140V139H175ZM178 140V139H177ZM196 140V139H195ZM201 140V142H199ZM210 140V139H208ZM14 141V140H13ZM35 141V140H34ZM40 141V140H39ZM43 141V140H42ZM99 141V140H98ZM101 141V140H100ZM107 141V140H106ZM114 141V140H113ZM194 142V140H192ZM10 142V141H9ZM23 142V140H22ZM20 141V143L18 142V144L21 145V147L23 148V143ZM27 142V141H26ZM105 142V141H104ZM117 142V141H116ZM156 142V140H155ZM167 142V141H166ZM165 142V143H166ZM179 142V141H178ZM182 142V141H181ZM4 143V141H3ZM2 143V144H3ZM36 143V142H35ZM39 143V142H38ZM37 143V144H38ZM43 143V142H42ZM64 143V142H63ZM67 143V142H66ZM100 143V142H99ZM110 143V142H108ZM112 143V142H111ZM163 143V141L161 142ZM169 143V142H168ZM170 143H171V140H170ZM169 143V144H170ZM173 143V142H172ZM183 143V142H182ZM189 143V144H188ZM196 143V142H195ZM12 144V143H11ZM23 144V145H22ZM28 144V143H27ZM26 144V145H27ZM40 144V143H39ZM38 144V145H39ZM89 144V143H88ZM98 144V143H97ZM105 144V143H104ZM179 144V143H178ZM194 144V143H193ZM44 145V144H43ZM87 145V144H86ZM91 146V144H89ZM99 146H94V144L92 145V147L94 146V149H92V147H90V152H91V149L92 151L95 150V147H101L100 144H98ZM102 145V144H101ZM174 145V144H173ZM172 145V146H173ZM183 145V144H182ZM221 145V144H220ZM9 146V145H8ZM13 146H15V144H13ZM10 145V147H13ZM47 146V145H46ZM49 146V144H48ZM59 146V145H58ZM82 146V145H81ZM104 146V145H103ZM109 146V144H108ZM222 146V145H221ZM1 147V146H0ZM6 147V146H5ZM17 146H15V149H16ZM20 147V146H19ZM19 147H17V149H19ZM30 147V146H29ZM33 147V146H32ZM41 147V146H39ZM55 147V146H54ZM53 147V148H54ZM61 147V146H60ZM59 147V148H60ZM86 147V146H85ZM84 145H83V148H85ZM171 147V146H170ZM179 147V146H178ZM9 148V147H8ZM38 148V147H37ZM57 148V147H56ZM67 148V147H66ZM72 148V147H70ZM81 148V147H80ZM86 148H89V147H86ZM96 148V149H97ZM107 148V146H106ZM104 148L105 150L109 151L111 149H106ZM175 148V145L174 147ZM3 149V148H2ZM12 149V148H11ZM24 149V148H23ZM29 149V148H28ZM43 149V148H42ZM62 149V148H61ZM78 149V148H76ZM75 149V150H76ZM102 149V148H101ZM103 149V150H104ZM20 150V149H19ZM25 150V149H24ZM56 150V149H55ZM58 150V149H57ZM56 150V151H57ZM88 150V149H87ZM85 149V151H87ZM229 150V149H228ZM6 151V150H5ZM9 151V150H8ZM13 151V150H12ZM33 151V150H32ZM45 151V150H44ZM55 151V153H56ZM59 151V150H58ZM73 151V150H72ZM79 151V149H78ZM76 151V152H78ZM84 151V152H85ZM101 151V150H100ZM11 152V151H10ZM9 152V153H10ZM29 152V151H28ZM61 152V151H60ZM69 152V151H68ZM71 152V150H70ZM80 152V151H79ZM83 152V153H84ZM98 152V151H97ZM2 153V152H1ZM50 153V151H49ZM64 153V152H63ZM24 154V153H23ZM22 154V155H23ZM42 154V153H41ZM44 154H47V153H44ZM51 154V153H50ZM88 154V152H87ZM93 154V153H92ZM104 154V153H103ZM107 154V153H106ZM111 154V153H110ZM4 156V153L2 154ZM13 155V153H12ZM29 155V153H28ZM43 155V154H42ZM40 155V156H42ZM56 155V154H55ZM76 155V154H75ZM105 155V154H104ZM1 156V154H0ZM25 156V154H24ZM27 156V155H26ZM45 156V155H44ZM103 156V155H102ZM109 156V155H108ZM120 156V155H119ZM6 157V156H5ZM4 157V159H5ZM8 157V156H7ZM13 157V156H12ZM53 157V156H52ZM50 157V158H52ZM66 157V156H65ZM74 157V156H73ZM77 157V156H76ZM115 157V156H114ZM243 157V156H242ZM29 158V157H28ZM45 158V157H44ZM47 158V157H46ZM49 158V159H50ZM54 158V157H53ZM56 158V156H55ZM68 158V157H67ZM75 158V157H74ZM95 158V157H94ZM116 158V157H115ZM239 158V157H238ZM246 158V157H245ZM1 159V157H0ZM3 159V160H4ZM96 159V158H95ZM94 159V160H95ZM109 159V158H107ZM121 159V158H120ZM119 161H123L122 159ZM233 159V158H232ZM237 159V158H236ZM2 160V161H3ZM8 159H6L7 161ZM23 160V159H22ZM54 160V159H53ZM57 160V159H56ZM234 160V159H233ZM241 160V159H240ZM0 161V162H2ZM12 161V160H11ZM15 161V160H14ZM20 163L18 165H16L14 168L11 167V169L9 168L8 169V165L7 167H5L4 165L0 164V172L2 171V173H4L5 175V180L7 179V181L5 182V192H10L11 190H13V188L15 187H19L21 189H24L25 190V195L24 197L26 196L27 199H31L30 201L33 202L35 199H38L36 201H34L35 203H38L37 206L40 205L39 202H42L44 199V197L46 196L47 193H50V196L51 194H53L55 191L54 189H56L55 185H54V182H57V179H54L56 176L58 178H62V177H68V175H70L68 178H71V184H70V188H71V191L75 192V193H79V200L78 201H81V202H89V206H90V202L91 204L94 203V205H98L99 203H101V205L105 204L107 206H111L113 205V200H112V194H115L116 195V192L118 190H115V187H112L115 183L110 185L112 188L110 189V191H104V188L103 186H105L107 184V182L105 181L107 178H105L104 176L106 175V171L104 172H99L102 170V167H101V170H97V173L99 172V174H101L105 179H103L102 177H100V179L98 178L99 175H95V170L94 167V163L92 161H85L83 158L80 159L76 162H68L66 159L63 160V163L65 164V169L66 171L64 170L63 166V170L60 169V170H57V169H53L51 167H48L47 165H45V162L47 160L45 159H41L40 161H21L19 160ZM100 161V160H99ZM101 161H102V157H101ZM103 161H106L103 159ZM112 161V160H111ZM159 161V160H158ZM161 161V160H160ZM236 161V160H235ZM243 161V160H242ZM249 161V160H248ZM253 161V160H252ZM16 162V161H15ZM108 161L106 162H102V163H105L104 165H108L107 163ZM116 162V161H115ZM244 162V161H243ZM247 162V161H246ZM251 162V161H250ZM8 163V162H7ZM57 163V162H56ZM62 163V165H63ZM107 163V164H106ZM114 162L112 161V164ZM119 164V162H117ZM238 163V162H237ZM241 163V161H240ZM249 163V162H248ZM253 163V162H252ZM12 164V163H11ZM61 164V163H60ZM101 164V162L99 163ZM111 164V165H112ZM115 164V163H114ZM113 164V165H114ZM116 164V166L118 165ZM122 164V163H121ZM6 165V164H5ZM52 165V164H51ZM97 165V163H96ZM109 165H110V162H109ZM154 167H155V164H153ZM163 165V163H162ZM240 165V164H239ZM243 165V164H242ZM13 166V165H12ZM55 166V165H54ZM67 166V167H66ZM72 166V167H71ZM103 166V164H102ZM36 167H38L40 169V173H36V177L34 175L35 178H32L31 176V179H28L26 180V176L27 174L29 175L30 172H32ZM99 167V166H98ZM107 167V166H105ZM114 167V166H112ZM120 167V166H119ZM163 167V166H162ZM7 168V169H6ZM61 168V167H60ZM97 168V167H96ZM156 168V167H155ZM199 168L197 171L196 169ZM100 169V168H98ZM124 169V168H123ZM126 169V168H125ZM165 169V167H164ZM62 170V171H61ZM121 170V169H120ZM65 171V172H64ZM103 171V170H102ZM112 171V170H111ZM118 171V170H117ZM168 171V172H169ZM38 172V171H37ZM123 172V171H121ZM166 172V171H165ZM166 172V174L168 173ZM199 172V171H198ZM213 172V173H214ZM1 173V174H2ZM164 173V172H163ZM162 173V174H163ZM196 173V174H195ZM202 173V172H201ZM0 174V175H1ZM120 174V173H119ZM123 175V173H121ZM165 174V173H164ZM163 174V175H164ZM168 176V174L166 175ZM204 174V173H203ZM212 174V173H211ZM163 175H160L159 178H164ZM180 175V174H179ZM108 176V174H107ZM106 176V177H107ZM120 176V175H118ZM126 176V175H125ZM125 176H120L119 178L116 179L117 181V184L116 186H118L119 183H123V182H126L127 184V179H125L124 177ZM128 176H131V175H128ZM127 176V177H128ZM159 176V175H158ZM192 176V178H191ZM29 176H27L28 178ZM56 177V178H57ZM97 177V178H96ZM133 177V176H132ZM175 177V176H174ZM179 177V176H177ZM177 177H175L177 179ZM64 178V179H65ZM102 178V179H101ZM109 178V177H108ZM112 178V177H111ZM110 178V179H111ZM130 178V177H129ZM158 178V177H157ZM158 178V179H159ZM167 178V177H166ZM173 178V177H172ZM169 177V179H172ZM67 179V178H66ZM91 179V180H90ZM131 179V178H130ZM157 179V180H158ZM165 179V178H164ZM163 179V180H164ZM168 179V178H167ZM181 178L180 182L183 180ZM56 180V181H54ZM68 180V179H67ZM109 180V179H108ZM114 180V178H113ZM126 180V181H125ZM160 181L162 179H159ZM158 180V181H159ZM62 180L59 181L58 179V182L57 183H60ZM65 181V180H64ZM63 181V182H64ZM132 181V180H131ZM130 181V182H131ZM137 181V180H136ZM159 181V182H160ZM166 181V180H165ZM165 181H162V183H164ZM168 181V180H167ZM170 181V180H169ZM175 181V179L173 180ZM178 181V180H177ZM185 181V180H184ZM187 181H190L187 179ZM186 181V182H187ZM4 182V181H3ZM111 182V181H110ZM184 182L183 185H186ZM56 183V185H57ZM103 183H106L105 185H103ZM109 183V182H108ZM134 183V178H133V181H132V184ZM161 183V182H160ZM172 183V180L171 182ZM169 183V184H170ZM189 183V182H187ZM125 184V183H123ZM131 184V183H129ZM131 184V186H132ZM136 184V182L134 183ZM133 184V185H134ZM168 184V185H169ZM182 184V183H181ZM227 184V182H226ZM225 184V185H226ZM60 186V184H58ZM163 185V184H162ZM166 184H164V186L162 187H165ZM173 185V183H172ZM180 185V184H179ZM189 185V184H188ZM58 186V187H59ZM107 186V185H106ZM115 186V185H114ZM161 186V184L159 185ZM167 186V185H166ZM36 187V188H34ZM109 187V186H107ZM161 187V188H162ZM167 188V187H166ZM169 188V187H168ZM61 189V188H60ZM108 189V188H107ZM163 189V188H162ZM57 190V189H56ZM116 191V192H115ZM65 191H63L64 193ZM115 192V193H114ZM23 193V192H21ZM56 194V193H55ZM70 194V193H69ZM120 195V193H117ZM49 196V194H47ZM42 196L40 199L39 197ZM47 196V197H48ZM121 196V195H120ZM20 197V196H19ZM34 197H37V198H34ZM45 197V198H47ZM65 197V196H64ZM78 197V196H77ZM119 197V196H118ZM123 197H125V195H123ZM122 197V199H123ZM34 198V200H33ZM56 198V197H55ZM62 198V196L60 197ZM68 198V197H67ZM126 198V197H125ZM17 199V198H16ZM21 199V198H19ZM24 199V198H23ZM78 199V198H77ZM121 199V198H119ZM117 198V195H116V199L115 200H119ZM25 200V199H24ZM47 200V199H45ZM56 200V199H55ZM63 202V199H61ZM65 200V199H64ZM127 200V199H126ZM2 201V200H1ZM11 201H14L13 199ZM16 201V200H15ZM27 200H25L24 202H26ZM69 201V200H68ZM77 202V200L74 199V202ZM123 203H124V200H122ZM121 201V202H122ZM19 202V201H17ZM22 202V201H21ZM46 202V201H45ZM57 202V201H55ZM54 202V203H55ZM60 202V201H59ZM70 202V201H69ZM68 202V203H69ZM73 202V201H72ZM80 202V203H81ZM115 202V201H114ZM1 203V202H0ZM7 203V201H6ZM11 203V202H10ZM28 203V201H27ZM53 203V202H52ZM85 203V204H86ZM96 203V204H95ZM117 203V202H116ZM115 203V205H116ZM9 204V203H8ZM13 204V203H12ZM16 204V202H15ZM14 204V205H15ZM60 204V203H59ZM74 204V203H73ZM78 204V203H77ZM76 204V205H77ZM83 203H81L80 205H82ZM119 204V203H117ZM121 205H123L122 203H120ZM21 205V206H20ZM26 205V204H25ZM48 205V204H47ZM58 205V204H57ZM56 205V207H57ZM66 205V204H65ZM65 205L62 203V205H59L58 206V209L56 211V220L59 224V228L57 230V232L55 233L53 239H52V243L49 241L48 242V245L50 246V251L45 254L44 256V261L45 262H42V261H39V264H76L75 262L77 261V264H150L148 262H146L145 260L146 259H141V257L143 258L144 256H149V253H148V249L146 248H137L136 249L134 247H129L127 245V240L125 241V237H120L118 240L119 242H121L122 244V248L123 250H126V251H134V253L136 252L138 255L136 257H131L130 259H124L122 256H120L119 254L115 253L114 251L110 250L109 248L107 247H104L98 240L90 237L91 234L89 232V230L87 229V223L85 222H79L77 223L76 226H69L67 223L65 224V221L66 219L68 218L69 216V213L72 211L69 212V210H67L65 207ZM75 205V206H76ZM88 205V204H87ZM86 205V206H87ZM21 207L22 208V204H18L16 205V207L18 208ZM27 206V205H26ZM41 206V205H40ZM44 206V205H43ZM54 206V205H53ZM67 206V205H66ZM100 206V205H98ZM125 206V205H123ZM25 207V206H24ZM23 207V208H24ZM46 207V206H45ZM48 207V206H47ZM55 207V206H54ZM55 207V209H56ZM82 207V206H81ZM85 207V205H84ZM91 207V206H90ZM110 207V208H111ZM118 208V205L116 206ZM114 207V208H116ZM126 207V206H125ZM15 208V207H14ZM33 208V207H32ZM80 208V207H79ZM109 208V209H110ZM113 208V207H112ZM116 208V209H117ZM120 208V207H119ZM28 209V208H27ZM30 209V208H29ZM88 209V207H87ZM86 211H90V210H87ZM51 210V209H50ZM81 210V209H80ZM84 210V209H83ZM93 210V209H92ZM111 210V209H110ZM120 210V209H119ZM118 210V211H119ZM94 211V210H93ZM101 211V210H100ZM99 211V212H100ZM124 211V210H122ZM209 211V209L207 210ZM82 212V210H81ZM112 213V212H111ZM115 213V212H113ZM112 213V214H113ZM204 213V211H201L199 214H202ZM84 214V213H83ZM80 215V214H79ZM90 215V213H89ZM105 215V214H104ZM224 215V214H223ZM221 217V216H220ZM225 218V217H224ZM228 218V217H227ZM225 220V219H224ZM222 221V220H221ZM4 223V222H3ZM41 223H45L44 222H41ZM224 225V223L222 224ZM209 225L207 224V227ZM226 226V225H225ZM228 226V224H227ZM4 227V226H3ZM8 227V226H7ZM210 227V226H209ZM209 227L207 228L208 230H211L209 229ZM223 227V226H222ZM9 228V227H8ZM2 229V228H1ZM0 229V230H1ZM10 229V228H9ZM205 229V230H207ZM8 230V229H7ZM116 230H119V228H115L114 229V232H116ZM213 230V229H212ZM215 230V229H214ZM3 231V230H2ZM9 231V230H8ZM223 231V230H222ZM5 232V230H4ZM7 232V231H6ZM212 231L210 233H208L209 235H212L211 234ZM215 233V232H214ZM84 235L85 237L83 239H77L76 235ZM222 235V232L220 233ZM208 235V236H209ZM220 235V239L223 238L221 237ZM7 236V235H6ZM11 236V235H10ZM9 236V237H10ZM13 236V235H12ZM225 236V235H223ZM5 237V236H4ZM8 237V236H7ZM76 237V238H75ZM212 237V236H211ZM213 237H216V234L213 236ZM212 237V238H213ZM12 238V237H11ZM10 238V239H11ZM15 238V237H14ZM218 238V236L216 237ZM215 238V239H216ZM227 238V237H226ZM3 239V238H2ZM45 239V237L41 234H36L35 236V244L34 246H37L39 245L43 240ZM15 240V239H14ZM219 240V239H218ZM224 240V239H223ZM9 241V240H8ZM6 240V244L8 242ZM3 242V241H1ZM15 242V241H14ZM133 243V242H132ZM5 244V245H6ZM12 244V243H11ZM96 247V251H91L92 253L90 255H87V256H84V254L88 251V250H91L93 247ZM6 247V246H5ZM141 247V246H140ZM10 248V247H9ZM8 248V250H9ZM126 248V249H125ZM5 249V248H4ZM46 249V248H45ZM2 250V249H1ZM3 251V250H2ZM6 251V250H5ZM132 251V252H133ZM7 252V251H6ZM131 252V253H132ZM44 253V252H43ZM46 253V252H45ZM99 254V256H98ZM24 256V255H23ZM21 255H15V258H13V262L14 264H24L25 263V259L24 257ZM28 260H32L33 258V253L30 252V254H28ZM40 257V256H39ZM145 258V257H144ZM147 258V257H146ZM160 262V261H159ZM170 262V261H169ZM164 263V262H163ZM166 263V262H165ZM29 264V263H27ZM155 264V263H154ZM159 264V263H158ZM168 264V263H167ZM175 264V263H174Z\"/></svg>","mask_w":264,"mask_h":264}]
</instances>
